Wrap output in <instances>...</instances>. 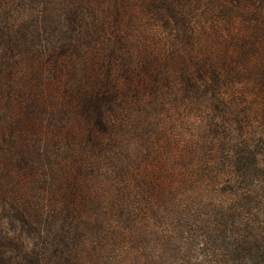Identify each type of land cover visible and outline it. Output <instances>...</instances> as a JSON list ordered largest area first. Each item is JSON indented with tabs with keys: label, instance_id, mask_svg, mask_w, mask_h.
<instances>
[{
	"label": "rangeland",
	"instance_id": "rangeland-1",
	"mask_svg": "<svg viewBox=\"0 0 264 264\" xmlns=\"http://www.w3.org/2000/svg\"><path fill=\"white\" fill-rule=\"evenodd\" d=\"M153 1L0 0V59H6L0 64V186L26 193V200L38 203L37 213L46 203L52 211L72 209L78 225L81 219H97L98 227L91 230L94 246L86 253L97 260L99 239L117 240L116 232L102 227L106 216L115 222L123 218L125 231L134 226L164 230L165 219L174 218L170 202H164L171 199L170 186L180 184L188 169L196 183L206 175L211 156L221 152L216 141L226 138L221 129L231 116L241 119L231 133L258 144L264 167V0H187L190 22L182 25L168 23L161 14L164 4ZM102 94L114 97L95 104ZM98 106L114 121L109 135L93 134ZM213 123L221 127L212 128ZM100 137L103 143L126 137L147 144L121 158L125 167L146 149L164 157L141 162L137 172L147 189L163 184L148 198L153 211L144 197L127 204L118 200L108 210L106 197L114 198L120 184L127 185L132 199L145 191L134 178L119 181L99 157ZM61 153L70 160H59L45 191L38 184L39 169L27 168L23 159L34 155L36 162L38 155L44 162ZM77 154L95 156L92 166L105 171L108 181L78 185L70 169L81 158ZM86 194L100 205L87 207ZM71 219L59 220L63 237ZM28 243L30 249L33 242ZM116 255L110 247L100 264H114Z\"/></svg>",
	"mask_w": 264,
	"mask_h": 264
},
{
	"label": "trees",
	"instance_id": "trees-1",
	"mask_svg": "<svg viewBox=\"0 0 264 264\" xmlns=\"http://www.w3.org/2000/svg\"><path fill=\"white\" fill-rule=\"evenodd\" d=\"M23 1L28 2V0ZM186 1L154 0L153 2L164 4L161 14L166 13L165 20L168 23L176 22L182 25L190 22L187 21L189 12L188 14L184 12ZM2 57L4 56H1L0 64L6 60ZM216 81L217 75H215ZM113 97L114 95L107 97L106 94H102L93 101L97 104ZM228 110L233 115L234 110L231 107ZM222 114L226 116L224 110ZM230 119L232 120L228 126L221 129L226 138L216 141L221 152L211 156L206 175L196 183L194 172L188 169L180 176V184L170 186L168 196L171 197V201L166 199L164 202H170L168 207L171 217L174 218L165 219L164 230L158 232L134 226L133 229L125 231L127 227H124L123 218L115 222L106 216L102 227L116 232L117 240L108 236L99 239L98 260L92 253L86 255L88 249L94 246L91 230L98 227L97 219H81L78 225L80 218H73L72 209H69L70 212L67 209L52 211L46 203L42 204L43 207L37 213L35 204L38 203L33 204L26 200V193L9 191L0 186V264H100L103 254L112 246L117 251L114 264H264V167L258 162L256 152L258 144L252 142L246 135L236 137L231 133L236 122L241 121L240 117L233 115ZM113 122L107 110L96 107L93 113V125L96 131L95 133L92 128L94 136L109 135ZM211 126L215 129L221 127L217 123ZM124 138H109L104 143L101 137L98 138L100 142L95 145L97 153L99 157L102 155L101 159L108 167L115 170L119 181L125 182L128 178H134L138 188L145 192L144 195L139 193L135 195V199L134 197L132 199L127 185L120 184V191L117 190L115 199L112 197L109 200L106 197L107 208L109 211L115 208L114 202L117 207L118 200L119 203L127 204L137 197L141 200L144 197L146 203L143 204L153 211L148 198L155 191L162 189L163 184H154L147 189L143 187L137 172L140 170L141 162L145 161L146 164L151 160L160 161L164 157H154L148 154L146 149V154L145 152L136 154L132 160L129 159V167L122 166L119 161L124 155L126 159L128 153L137 152V148L142 150L147 147L142 140L136 139L130 142L129 139ZM115 148L117 153L114 152ZM111 149L112 155L107 151ZM68 152L67 156L73 159ZM67 156L61 153L58 157H46L43 162L42 157L35 155L39 158L35 162L33 155L29 157L30 161L24 158L23 165L27 168L39 169L41 175L38 184L46 191L52 184L59 160L64 158L66 161L70 160ZM86 158L81 157L76 160L75 167L70 168H74L77 173L78 185L107 182L108 180L101 174L105 171L97 168L95 170L92 166L95 156L91 159L88 156ZM3 172L4 170L0 169V175H3ZM85 200L90 202L87 207L100 205L89 194H86ZM66 215L72 218V222L69 220V227L62 232L65 235L63 237L60 228L65 226H61L59 220L64 219ZM1 223L5 224L4 228L1 227ZM76 225L77 239L74 240ZM30 239L33 243L28 249ZM129 249H135V252L128 254Z\"/></svg>",
	"mask_w": 264,
	"mask_h": 264
}]
</instances>
